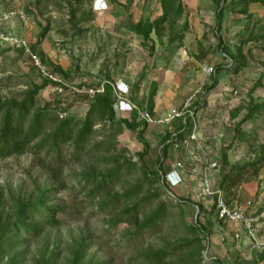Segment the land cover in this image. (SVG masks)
Here are the masks:
<instances>
[{"label":"rangeland","instance_id":"1","mask_svg":"<svg viewBox=\"0 0 264 264\" xmlns=\"http://www.w3.org/2000/svg\"><path fill=\"white\" fill-rule=\"evenodd\" d=\"M181 4L183 13L177 27L187 21L181 46L174 42L170 46H175L173 52L166 47L168 30L164 24L162 43L151 35L155 51L150 56L141 38L125 29L128 22L155 19L161 12L159 0H0L1 12L22 10L28 19L24 25L14 16L11 26L14 29L9 30L23 36L33 50L42 53L44 65L54 71L55 66L64 67L61 75L69 87L60 96L62 104L55 102L56 91L51 83L35 94L34 106L49 105L50 117L83 119L95 89L119 81L111 76V70L116 65L112 51L116 46L124 47L119 45L120 41L131 39L132 46L118 51V70L121 73L120 65L128 62V69L122 73L126 72L134 81L126 100L117 99L113 91L115 122L120 117L129 119L132 108L127 100L147 107L150 82L164 78L163 72L174 54L187 57L193 63L191 71L199 70L200 76L181 93L179 103L168 106L169 109L181 108L186 99L190 104L196 100L202 85L210 81L202 71L204 65L223 66L217 72L218 84L201 98L195 111L188 107L189 112L169 124H147L145 146L137 131L106 122L97 123L78 149L69 143L60 147L58 155L45 154V148H30L22 154L0 158V222L13 220L18 201L34 202L39 196L50 207L56 205L61 210L56 214L59 224L40 230L34 238L19 245L23 252L17 256L16 264H41L42 258L51 257L53 252L54 264H70L80 239L85 246L76 264L87 260L93 264H153L146 254L158 249L167 251L160 264H264V253L252 249L243 232L238 243L233 240L237 225L217 221L213 199L202 188L206 174L212 189L218 187L223 152L229 164L243 163L257 155L263 143L264 110H260L239 126L237 139L226 148L236 123L246 113L250 97L256 103L264 100V6L250 4L246 15L240 12L244 7L240 1L227 0L217 33L212 0H181ZM43 29L44 36L39 37ZM250 34L261 37L242 45L245 64L235 73L237 63L218 50V37L233 50ZM141 75L144 84L137 98L140 88L135 87V82ZM43 81L44 77L20 48L0 45V101H20ZM132 90L135 101L130 99ZM119 102L125 103L123 115ZM151 112L152 117L158 118L153 109ZM51 125L49 122L47 127ZM180 128H186L184 137L193 132L196 140L188 138L169 147L162 166L164 174L175 160L183 162V169L179 182L165 184L164 188L161 180L152 176L160 151L159 139L165 130L175 133ZM144 147L146 154L139 157ZM127 160L131 163L122 162L118 176L106 181L98 193L91 192L100 175ZM136 184L140 185L138 196L146 191L158 194L157 198L141 203L139 218L150 214L158 203L164 205V214L134 235L135 228L127 216L118 223L113 222V217L129 203L121 195ZM246 201L252 202L251 225L257 236L264 239V168L255 180L245 181L240 187L236 202ZM207 219L211 221L208 236L203 235L199 243L185 244L194 238L190 227L196 222L205 225ZM14 251L17 249L8 255ZM6 259L7 255L0 258V264H5Z\"/></svg>","mask_w":264,"mask_h":264},{"label":"trees","instance_id":"2","mask_svg":"<svg viewBox=\"0 0 264 264\" xmlns=\"http://www.w3.org/2000/svg\"><path fill=\"white\" fill-rule=\"evenodd\" d=\"M212 1L215 6V31L218 33L221 29V22L223 18V4L226 3L227 0ZM238 1H240L244 6L242 9H240V12L245 13L246 15L248 5L259 4L264 6V0ZM159 5L161 12L152 21L149 19H138L133 23L128 22L126 25V29L129 32L141 38L142 45L147 46L148 54L150 56H152L155 51V43L151 35H156L158 42L160 40V43H162L161 36L164 30V24H167L168 30L166 47L172 49V52L175 49V46H173L174 48L170 46H172L176 41L177 47L181 46V40L183 39L184 31L187 28L186 20L183 21L180 28L177 27L178 21L183 13L181 0H159ZM44 32L45 29L41 31L39 37H43ZM248 36L249 37H247V40L239 43V45L233 50L229 45H225L221 41V38L218 37V50H220L227 58L237 63L233 70L235 73H237L245 64L242 45L248 40L258 39L261 37V35L256 34H250ZM38 54L43 60V54ZM222 68L223 66L221 64H218L215 67L213 66V71L210 75V81L202 85L201 89L199 90L198 97L193 103H191L192 105L190 104L189 106L192 111H195V109L198 107L201 98L216 87L218 84L217 72ZM54 69L60 74H63L64 72L60 66H55ZM143 76L141 75L139 78H137V81L135 82L136 88L140 87L139 85L143 80ZM46 84H50V82L45 79L41 85L35 86L33 89L27 91L25 93V97L20 99V101H0V158L19 155L30 148H36L38 150L45 148V154L52 152L55 155H58V150L60 147L69 143L74 149H78L93 133L94 126L97 123L105 124L106 122L117 126L123 125L126 129L137 131L139 139L144 144V146L146 145L144 133L147 128V123L139 118L137 110H131L129 119L126 117H120L119 121H114L116 116V97L114 96L111 83H104L102 92H95L93 95H91L88 109L83 119H75V117L72 116L59 118L57 115L50 117V112H52V110L50 109L49 105L35 107V94ZM156 88L157 81L152 80L147 92V107L142 106L139 103L137 104L139 109H145L150 114H152L151 111L154 106ZM252 90L249 91V96H251ZM60 96L63 97V95L56 93L55 102L62 104V99ZM134 97L135 96H133L132 90L130 99L134 101ZM245 110L246 113L243 118L236 123L233 131V137L226 148H229L234 140L237 139L239 134V126L260 110H264V100L261 103H256L250 97ZM49 122H52V125L47 127ZM185 131L186 128H180L175 133L171 132L170 130H165L159 139L160 151L156 159V167L155 171L152 173V176L157 180L160 179L164 188L167 186V183L162 166L167 157L168 149L173 143H183L184 140L189 138L186 137L188 135L184 137ZM145 154L146 150L144 147L142 152L139 153V157H142ZM122 162L127 164L131 163L128 160L120 161L117 165H115V167L108 169L106 173L100 175V180L90 189L91 192L98 193L104 188L106 181H112L113 178L118 176L119 171L122 169ZM221 164L222 165L217 186L223 192L227 204H237L236 200L238 199V192L242 184L245 181L255 180L259 176L261 170L264 168V136L263 143L259 145L258 154L252 159L243 163L229 164L227 155L225 152H223L221 155ZM144 172L147 173V175L149 174L146 170ZM54 177H56V175H54ZM139 186L140 185L136 184L124 191L121 197H124L126 202L128 201L129 203L121 209L119 215L117 214L113 217V222L118 223L121 220V217L127 216L126 218L130 220L135 228V232H133L134 235L150 227L164 214V205L162 203H158L150 214L145 215L142 219L139 218L138 215L140 212L139 209L141 207V203L143 201L149 200L151 197L157 198L158 196L156 192L147 193V191L145 195L138 196L140 194L138 191ZM185 201L189 200L185 199ZM212 208H215V203H213ZM60 211L61 210L59 206L55 205L50 207L47 204L46 199L41 196H39L34 202L18 201L13 220L0 222V258H2L4 255H7V262L5 264H16L17 256L23 252L22 248L19 250V245L21 243H26L29 241V239L34 238L40 232V230L42 231L44 228L54 227L59 224L56 214ZM215 216L217 217L216 211ZM210 226L211 221L208 219L205 221V225L196 222L195 225L190 227L194 234V238L190 242L187 241L185 244H190L191 242H201L203 235L205 237L208 236ZM84 246L85 244L83 243V239H80L73 249L70 264H76L78 259L82 258L81 250L84 249ZM13 249H17V251H14L13 254L9 256L8 254H10ZM260 253L262 255L264 251H261ZM55 255L56 254L53 252L51 257L42 258L41 264H54L55 261L52 259ZM166 255L167 251L165 249L151 250L148 254H146V256H150L149 261L151 263L153 262V264H160ZM82 264L93 263L91 260H87Z\"/></svg>","mask_w":264,"mask_h":264},{"label":"built area","instance_id":"3","mask_svg":"<svg viewBox=\"0 0 264 264\" xmlns=\"http://www.w3.org/2000/svg\"><path fill=\"white\" fill-rule=\"evenodd\" d=\"M17 17L24 25L28 24V19L25 16L22 10H17L15 12H1L0 11V45L6 46H15L20 48L23 53L28 57L30 64L35 67L39 73L53 84L56 93L61 95L65 94L64 89L69 87L63 80V77L60 73L53 70L52 67L44 65L39 54L32 49L28 41L20 35L15 34L12 30H9L7 26H11L13 17ZM203 73L210 77L213 66L204 65L202 67ZM113 91L117 99L126 100V95L128 93V86H126L121 81H116L114 84H111ZM66 88V89H67ZM89 91H93L90 90ZM88 91V92H89ZM96 92L103 91V84L95 89ZM131 105V108L137 110L139 118L144 120L147 124H169L173 121H176L180 118L186 111V108L190 106L189 99H186L181 108L173 107L169 111L158 118H154L151 114L145 109H139V107L127 100ZM189 112V111H186ZM191 140H196V136L193 132L189 137ZM201 147V146H200ZM190 153H192L190 151ZM183 169V162L175 160L169 165V171L165 175V180L167 184L176 185L179 182V174ZM202 188L205 194L213 199L216 207L217 221L226 222L228 224L237 225V228L233 231V240L238 243L241 240V234L244 233L245 237L248 239V242L252 249L256 251H264V239L257 236L251 222L253 218L251 216L252 211V202L246 201L245 204H227L223 195V192L217 187L212 189L210 184V179L208 175H204L202 178ZM254 202V201H253Z\"/></svg>","mask_w":264,"mask_h":264},{"label":"crops","instance_id":"4","mask_svg":"<svg viewBox=\"0 0 264 264\" xmlns=\"http://www.w3.org/2000/svg\"><path fill=\"white\" fill-rule=\"evenodd\" d=\"M12 23H11V26H13ZM11 26H7V28L13 30L14 28ZM125 30L129 32L127 29ZM120 44L124 46L122 49L119 48L121 46ZM119 45L120 46H116L115 50L112 51V56L115 58L116 65H112V70H111L112 75L111 76H116V78L119 81L123 82L126 86H128V89L130 91V88L132 87L131 84L133 83L134 78L131 79V76L129 74H126V72L122 73V71H125L124 69L126 70L128 69V62L125 65L124 63L123 65H120V66H123L121 73L118 70L119 66L117 62L120 57V55H118L119 54L118 51L122 50L123 52L125 51V49L126 50L130 49V46H132V41L131 39L120 41ZM129 54L131 53L129 52ZM125 55L128 56L127 53ZM127 58H126V61H128ZM126 61L124 60L123 62H126ZM192 64L193 63L192 62L190 63L187 57L182 56V53H178V54L176 53L171 57L170 62L168 61L167 68L163 72L164 78L161 77L160 80L156 78L153 79L154 81H157V88H156V94L154 97V106H153L154 115L156 114L157 117H161L165 115L169 111L168 106L178 104L181 93L191 88L195 80L199 78L200 76L198 74L199 70L194 71V72L191 71V69L193 68V66H191ZM62 68L64 67L62 66ZM114 73H116V75H114ZM143 84H144V81L142 80L139 85L140 89L139 91H137V98H139L138 94L141 93L140 91H141V88L143 87ZM119 103H120L119 109H121V111L120 110L119 111L122 113L120 114L123 115V112L125 111V103L124 102L122 103L119 102Z\"/></svg>","mask_w":264,"mask_h":264}]
</instances>
